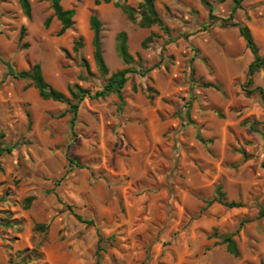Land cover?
Wrapping results in <instances>:
<instances>
[{
	"label": "rangeland",
	"instance_id": "1",
	"mask_svg": "<svg viewBox=\"0 0 264 264\" xmlns=\"http://www.w3.org/2000/svg\"><path fill=\"white\" fill-rule=\"evenodd\" d=\"M139 1L60 0L75 15L59 36L49 0H29L30 19L17 0H0V146H13L0 156V264L33 248L42 259L30 264H94L98 246L100 264H264V105L242 91L253 57L238 32L246 26L264 55V0H241L235 26L220 21L234 0H210L213 22L199 0H154L165 30L129 21L121 6ZM91 15L101 22L109 75L125 68L116 51L121 32L132 66L151 71L128 76L121 112L115 95L84 98L71 130L68 105L41 99L2 61L16 72L39 64L66 95L75 84L101 89L109 75L94 65ZM254 86L264 90V69ZM245 121H257L262 135ZM68 158L86 168L71 169ZM218 186L241 207L207 206ZM28 196L35 200L24 209ZM57 196L94 225L79 222ZM229 234L238 257L221 243Z\"/></svg>",
	"mask_w": 264,
	"mask_h": 264
},
{
	"label": "trees",
	"instance_id": "2",
	"mask_svg": "<svg viewBox=\"0 0 264 264\" xmlns=\"http://www.w3.org/2000/svg\"><path fill=\"white\" fill-rule=\"evenodd\" d=\"M19 7L23 13V15L30 19L31 16V6L29 0H17ZM51 3V9L53 12L52 17H55L56 20L60 24V29L58 31V35H62L65 33L67 29H69L73 24V17L75 15L74 9H63L60 5V0H49ZM202 6L207 10L208 20L213 22L218 20V18L214 15L213 5L210 0H199ZM223 2L224 0H219ZM111 0H93L95 6L100 4H109ZM241 0H234V7L231 11V14L227 18H221L220 21L224 25H233L235 23H231L232 16L236 8L239 6ZM115 6H119L118 3H115ZM122 12L127 16L129 21L133 23H137L140 28H150L152 26H159L161 29L165 30V26L158 16L157 12L154 8V0H140L137 4L136 8H132L126 5L121 6ZM48 18L45 23L44 27L47 28L50 24L51 18ZM137 17L139 18L137 20ZM89 26L92 31V58L94 61V65L99 72V74L103 77L109 75L108 68L104 62L102 52H101V22L96 15H91L89 17ZM25 28L21 27L19 40L22 41L24 38ZM239 35L245 41L246 47L250 51L252 55V61L248 65L246 80L244 85H242V91L245 93L246 96L251 97L258 95L260 98L261 103L264 105V90L260 87L254 86V76L262 69H264V55H260L258 48L255 45L252 35L250 34L249 29L246 26H238ZM152 37H148L143 42V47H146V43L151 42ZM81 39L77 42H74L73 48L74 50L77 49L78 46H81ZM23 48H26L27 45L23 44ZM116 51L125 65V68L117 71L115 73L110 74L101 87V89L96 90L95 92H91L88 89L82 88L80 85L75 84L71 87L67 88V95L63 92L53 88L50 86L44 79L41 67L39 64H34L29 70L27 71H19L16 72L14 68L11 66L9 62H3L7 69V75L12 77L13 79L18 80H25L30 81L32 86L36 89L38 96L43 100H49L57 103H62L68 105L67 112L71 114L70 118V128L71 130L74 128L75 120L78 113L79 104L84 100V98H91V99H98V98H105L109 95H115L118 100V112H121L124 108V97L121 93L122 89L124 88L128 76L130 74H138L140 76H145L151 71V68H143L139 66L138 68L132 66L134 63L133 57L130 55L127 46V35L124 32H121L117 35L116 38ZM85 70L87 71V75H91L89 72L88 65H85ZM92 76V75H91ZM204 87H212L211 84L205 83L203 84ZM151 98V95H148ZM65 113H62L61 116H64ZM251 132L261 134V130L259 129V123L257 121H245L243 123ZM264 138V136L262 135ZM198 141L203 145H207L210 141L204 140L201 137H198ZM13 149V146H0V156L4 153H10ZM240 154L242 156L243 161L248 160V155L245 151L241 150ZM68 163L71 169H85L86 167L79 163L74 158H68ZM35 200L34 197L28 196L22 200V207L27 209L31 206L33 201ZM57 200L59 203L63 204L71 214L81 223H84L86 226H93L92 220L83 219L80 215H78L74 208L71 205H66L58 196ZM214 203L220 204L228 209L239 208L241 205L236 202H228L222 191V187L218 186L215 191V197L207 202V206H210ZM261 216H264V212L261 213ZM36 228L39 230H45L46 227L44 225H36ZM98 243L103 242V237L100 236L98 233ZM221 243L225 246L226 251L232 255L233 257L239 256V251L237 245L233 239V235H224L221 238ZM103 249L101 247H97L96 250V260L94 264H100V252ZM42 259L41 255H39L36 248L32 250H24L18 251L14 254L13 257H10L8 260V264H30L36 263Z\"/></svg>",
	"mask_w": 264,
	"mask_h": 264
}]
</instances>
